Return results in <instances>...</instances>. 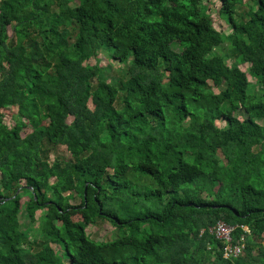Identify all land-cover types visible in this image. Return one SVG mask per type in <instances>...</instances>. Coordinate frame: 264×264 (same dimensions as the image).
Instances as JSON below:
<instances>
[{"label":"trees","instance_id":"trees-1","mask_svg":"<svg viewBox=\"0 0 264 264\" xmlns=\"http://www.w3.org/2000/svg\"><path fill=\"white\" fill-rule=\"evenodd\" d=\"M220 3L228 34L204 0H0V264H264V92L210 55L228 42L264 87V0ZM103 46L113 82L88 63ZM21 200L46 210L37 238Z\"/></svg>","mask_w":264,"mask_h":264},{"label":"rangeland","instance_id":"rangeland-1","mask_svg":"<svg viewBox=\"0 0 264 264\" xmlns=\"http://www.w3.org/2000/svg\"><path fill=\"white\" fill-rule=\"evenodd\" d=\"M248 1V0H246ZM204 9L210 13L214 20V26L220 30L221 32L228 34L231 32V26L227 20V18L224 17L221 9V3L220 0H204ZM9 33L12 34V30L9 28ZM221 55L224 57L225 61L231 65V66H238L240 67L248 76L249 80V89L252 92L253 95H261L264 92V87L261 84L259 78L255 76L250 69L249 63H241L238 62L232 55V51L230 48V45L228 42H225L221 44L220 46H217L214 48V50L211 52L210 55ZM89 64H95L99 65L100 67L104 68V74L105 78L108 81H115L126 72L127 64L122 63L118 60L113 59L109 51L105 46L98 49L96 56L90 58L88 60ZM214 91H219V88L213 87ZM11 109V108H10ZM5 110V116L4 120L6 124L9 127H13L17 121H19L20 117L18 115V109L17 106L13 107L11 110ZM235 115L243 119L246 115L242 110H237L235 112ZM71 121V118H69V122ZM217 125L220 127H226L227 123L224 120H217ZM31 128L27 127L23 129L22 134H25L28 132ZM65 157L70 158V154L67 151L66 147L61 145L58 146L51 155L52 159H55L56 157ZM1 175V174H0ZM52 181L54 182V178H52ZM50 194H52L51 191H49ZM79 202V198L73 199L72 203ZM21 213H20V224L19 227L21 230H28L30 237L32 239L37 238L39 236L40 230L42 228V220L43 217L46 215V210H38L36 213L35 220H32L28 213H26V201L21 200ZM59 224V222H58ZM88 232L91 233V235L97 239L104 240L109 239L113 232H115L114 227L109 223H103L99 225H91L88 228ZM262 239H264V233L261 236ZM55 248L59 251V247L55 246ZM60 252V251H59Z\"/></svg>","mask_w":264,"mask_h":264},{"label":"built area","instance_id":"built-area-1","mask_svg":"<svg viewBox=\"0 0 264 264\" xmlns=\"http://www.w3.org/2000/svg\"><path fill=\"white\" fill-rule=\"evenodd\" d=\"M246 231H249L248 228L243 226ZM210 232L214 234L218 239L224 242V255L225 257L238 256L242 254L245 244L243 241L238 243L233 242V232L235 226L226 224L223 221H218L213 227H211Z\"/></svg>","mask_w":264,"mask_h":264}]
</instances>
